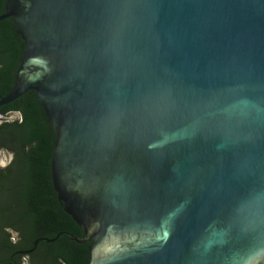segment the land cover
I'll return each mask as SVG.
<instances>
[{"label": "water", "instance_id": "1", "mask_svg": "<svg viewBox=\"0 0 264 264\" xmlns=\"http://www.w3.org/2000/svg\"><path fill=\"white\" fill-rule=\"evenodd\" d=\"M9 16L24 52L0 106L36 91L89 264H264V0H7Z\"/></svg>", "mask_w": 264, "mask_h": 264}, {"label": "trees", "instance_id": "2", "mask_svg": "<svg viewBox=\"0 0 264 264\" xmlns=\"http://www.w3.org/2000/svg\"><path fill=\"white\" fill-rule=\"evenodd\" d=\"M6 1L0 0V14ZM23 52L13 16L0 20V97L12 88ZM13 111L18 117L0 120V152L11 157L0 167V264H89L94 239L78 243L68 235L84 233L54 188L56 135L36 91L0 106V114Z\"/></svg>", "mask_w": 264, "mask_h": 264}, {"label": "flooded vegetation", "instance_id": "3", "mask_svg": "<svg viewBox=\"0 0 264 264\" xmlns=\"http://www.w3.org/2000/svg\"><path fill=\"white\" fill-rule=\"evenodd\" d=\"M19 115L18 111H13ZM11 157L9 155H6L5 153L0 152V167H5L10 163ZM28 252H31L28 251ZM26 264V262H24Z\"/></svg>", "mask_w": 264, "mask_h": 264}, {"label": "built area", "instance_id": "4", "mask_svg": "<svg viewBox=\"0 0 264 264\" xmlns=\"http://www.w3.org/2000/svg\"><path fill=\"white\" fill-rule=\"evenodd\" d=\"M12 113L15 114L14 118L15 117H18V114L17 113H15V112H12ZM10 114H7V115L0 114V120H10V119H12V116Z\"/></svg>", "mask_w": 264, "mask_h": 264}, {"label": "rangeland", "instance_id": "5", "mask_svg": "<svg viewBox=\"0 0 264 264\" xmlns=\"http://www.w3.org/2000/svg\"><path fill=\"white\" fill-rule=\"evenodd\" d=\"M10 115L12 116V118H14V116H15V114H14V113H11Z\"/></svg>", "mask_w": 264, "mask_h": 264}, {"label": "snow or ice", "instance_id": "6", "mask_svg": "<svg viewBox=\"0 0 264 264\" xmlns=\"http://www.w3.org/2000/svg\"><path fill=\"white\" fill-rule=\"evenodd\" d=\"M164 235L167 236V233L165 232Z\"/></svg>", "mask_w": 264, "mask_h": 264}]
</instances>
